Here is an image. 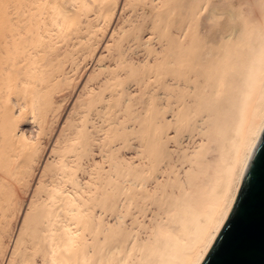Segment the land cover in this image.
<instances>
[{
	"label": "bare ground",
	"instance_id": "6f19581e",
	"mask_svg": "<svg viewBox=\"0 0 264 264\" xmlns=\"http://www.w3.org/2000/svg\"><path fill=\"white\" fill-rule=\"evenodd\" d=\"M263 126L264 0H0V264H198Z\"/></svg>",
	"mask_w": 264,
	"mask_h": 264
},
{
	"label": "water",
	"instance_id": "95a60500",
	"mask_svg": "<svg viewBox=\"0 0 264 264\" xmlns=\"http://www.w3.org/2000/svg\"><path fill=\"white\" fill-rule=\"evenodd\" d=\"M198 264H264V126L225 221Z\"/></svg>",
	"mask_w": 264,
	"mask_h": 264
},
{
	"label": "rangeland",
	"instance_id": "374dc122",
	"mask_svg": "<svg viewBox=\"0 0 264 264\" xmlns=\"http://www.w3.org/2000/svg\"><path fill=\"white\" fill-rule=\"evenodd\" d=\"M90 15H92V14H90ZM90 18H92V16H90ZM114 24L111 25L108 28V30L105 31L104 33H103V31H100L97 33L95 40H99V42L97 45L94 46L95 48L92 51V54L89 57H87V61L85 62V64H87L85 67V71H87V72L91 71L92 72L93 69L98 70L99 68H104L108 64L112 66V62H113L112 57H111L112 43L110 41V36L112 35L111 30L114 27ZM65 60H66L65 67L67 68V71H70L71 62L69 61V58H66ZM78 72L79 71H77V73ZM71 76H73L72 73H71ZM92 84H93V82L89 83V86H91ZM67 109H68L67 106H66V109L63 108V112H65V110H67ZM14 112H15V114H18L19 106L15 105ZM167 117L169 119L171 118L169 116V114H167ZM24 129H25L26 133L28 134V136L33 140L35 138V132H34L35 129H30V127L27 124L24 126ZM170 135H172V132H170ZM45 140H47L46 137L42 138L41 143L43 144L45 142ZM183 140L185 141L183 143L184 147H187L186 142H188L189 140H187L186 137ZM115 147H118V146H115ZM169 147H170V149L175 148V146L172 143H169ZM189 147H190V145H189ZM179 148H183V146L181 145ZM187 151L189 152L190 149ZM121 152L124 153L125 157L128 160H131L135 156L133 154L132 150L125 149V150H122ZM48 156H49V154H47V157ZM94 157H95V160L98 161V167L101 166V167L105 168L107 166V164L105 162H103V160L99 154H96ZM135 161H136V159H135ZM177 165L179 166V162L177 163ZM84 178H85V180H89V176L87 175V173L84 174ZM145 220L148 221L149 218H146ZM144 236L145 235L142 234L141 237H144Z\"/></svg>",
	"mask_w": 264,
	"mask_h": 264
}]
</instances>
